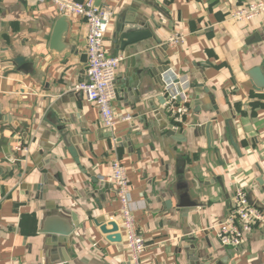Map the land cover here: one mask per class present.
Listing matches in <instances>:
<instances>
[{
    "label": "crops",
    "instance_id": "0c3cea01",
    "mask_svg": "<svg viewBox=\"0 0 264 264\" xmlns=\"http://www.w3.org/2000/svg\"><path fill=\"white\" fill-rule=\"evenodd\" d=\"M93 1L113 11L104 46L121 58L111 129L75 90L85 21L52 0H0V264H130L113 160L132 187L140 264H264L262 229L235 249L211 229L237 187L264 208V15L228 17L255 0ZM173 35L185 42L170 48ZM170 95L187 109L180 122ZM95 221L115 222L121 241Z\"/></svg>",
    "mask_w": 264,
    "mask_h": 264
},
{
    "label": "built area",
    "instance_id": "2783aa9c",
    "mask_svg": "<svg viewBox=\"0 0 264 264\" xmlns=\"http://www.w3.org/2000/svg\"><path fill=\"white\" fill-rule=\"evenodd\" d=\"M52 2L61 15H73L85 21L87 66L85 78L75 87V90L84 95L87 103L96 107L102 126L111 129L117 124L113 103L117 97L115 80L117 68L121 61L119 57L108 56L104 46L105 36L113 18V11L108 7L96 6L93 0L83 2L52 0ZM261 15H264V0L240 4L228 13L229 19L242 23H249ZM185 38L183 35H173L166 44L173 48L183 44ZM168 80L165 85L172 86L174 80ZM175 98L176 96L170 95L164 104L171 110L170 115L174 122H180L182 116L187 113V109L186 107L175 108L173 106ZM128 120L129 118L124 119V121ZM14 151L26 156L28 147L24 144H17ZM109 182L116 192L119 203L120 232L128 250L129 263L140 264V255L146 246L135 227L133 203L130 196L132 187L126 170L119 160H113L110 164ZM211 229L214 231L215 239L220 246L239 248L245 238L256 229L264 231V208L250 198L245 188L237 187L232 197L229 213L223 221Z\"/></svg>",
    "mask_w": 264,
    "mask_h": 264
},
{
    "label": "water",
    "instance_id": "95a60500",
    "mask_svg": "<svg viewBox=\"0 0 264 264\" xmlns=\"http://www.w3.org/2000/svg\"><path fill=\"white\" fill-rule=\"evenodd\" d=\"M124 34L122 35V40L126 41V43H133L138 41L139 39L143 38L145 35H138V34H130L129 32H123ZM96 226L99 228L100 232L105 235L106 240L112 243H118L121 241V236L120 234H117V225L115 222H98L95 221ZM44 233L48 234H58V235H64L68 236L69 230H61V229H53L50 227L45 228Z\"/></svg>",
    "mask_w": 264,
    "mask_h": 264
}]
</instances>
